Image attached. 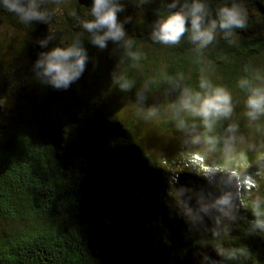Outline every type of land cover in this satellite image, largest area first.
<instances>
[{
  "label": "trees",
  "instance_id": "trees-1",
  "mask_svg": "<svg viewBox=\"0 0 264 264\" xmlns=\"http://www.w3.org/2000/svg\"><path fill=\"white\" fill-rule=\"evenodd\" d=\"M72 6L66 0V10ZM257 7L264 21V6ZM154 18L149 11L146 19ZM2 28L13 38L0 33V264H166L177 250L184 260L196 244L184 238V224L170 218L164 203L167 174L182 171L161 165L179 151L176 137L162 139L172 130L131 114V104L109 86L106 54L70 91L43 90L27 67L35 59L30 41L46 26L33 31L5 16ZM59 30L67 39L71 18L65 15ZM261 31L264 24H257L248 35ZM253 43L264 45V37ZM187 48H145V72H184L194 85L204 65L193 63ZM246 54L220 45L208 56L216 62L213 82L234 90L237 117L244 94L234 86ZM181 183L197 180L182 173ZM234 235L254 254L247 264H264V242Z\"/></svg>",
  "mask_w": 264,
  "mask_h": 264
},
{
  "label": "clouds",
  "instance_id": "clouds-1",
  "mask_svg": "<svg viewBox=\"0 0 264 264\" xmlns=\"http://www.w3.org/2000/svg\"><path fill=\"white\" fill-rule=\"evenodd\" d=\"M258 5L264 0H73L66 10V0H0V17H14L29 29L46 26L30 41L35 59L27 73L34 84L68 92L106 54L109 86L131 104L133 116L172 130L179 142L172 166L182 171L167 174L164 203L196 246L184 260L180 250L171 253L166 264L189 258L190 264H247L254 254L235 243L234 232L264 242V45L253 43L264 31L248 35L264 24ZM65 15L72 20L67 39L59 30ZM184 44L192 62L204 65L194 85L184 72H145V48ZM220 45L247 51L234 86L244 94L241 117L234 90L211 79L216 62L208 56ZM182 173L197 183H181Z\"/></svg>",
  "mask_w": 264,
  "mask_h": 264
},
{
  "label": "rangeland",
  "instance_id": "rangeland-1",
  "mask_svg": "<svg viewBox=\"0 0 264 264\" xmlns=\"http://www.w3.org/2000/svg\"><path fill=\"white\" fill-rule=\"evenodd\" d=\"M0 33H2V35H5L7 36L8 38L12 39L13 38V35H12V32L8 31L6 28H2L0 29ZM133 115V113H131ZM175 138V135L171 132H166L164 135H163V140L165 141H172L173 142V139ZM177 153V152H176ZM176 153L173 155V160H178L179 157L176 155ZM172 159H169V158H164V159H161V165H163V167L171 170L172 171H176L178 170L177 168H173L172 166V162L173 160Z\"/></svg>",
  "mask_w": 264,
  "mask_h": 264
}]
</instances>
